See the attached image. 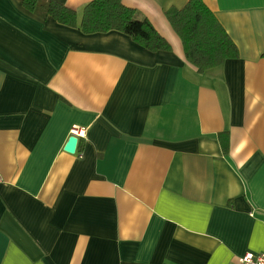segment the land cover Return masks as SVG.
<instances>
[{"label":"crops","instance_id":"1","mask_svg":"<svg viewBox=\"0 0 264 264\" xmlns=\"http://www.w3.org/2000/svg\"><path fill=\"white\" fill-rule=\"evenodd\" d=\"M56 1L81 21L94 0ZM189 1L123 0L171 46L153 53L0 0V264L264 254V0H203L239 52L205 73L166 17Z\"/></svg>","mask_w":264,"mask_h":264},{"label":"trees","instance_id":"2","mask_svg":"<svg viewBox=\"0 0 264 264\" xmlns=\"http://www.w3.org/2000/svg\"><path fill=\"white\" fill-rule=\"evenodd\" d=\"M22 5L43 20L52 18L86 35L117 31L150 52L171 50L154 26L146 19H139L123 0H94L84 8L81 21L75 10L56 0H22ZM166 17L182 41L186 60L198 72L205 73L239 57L236 45L203 0H190L182 9L169 10ZM219 141L227 154L228 135L221 134Z\"/></svg>","mask_w":264,"mask_h":264},{"label":"built area","instance_id":"3","mask_svg":"<svg viewBox=\"0 0 264 264\" xmlns=\"http://www.w3.org/2000/svg\"><path fill=\"white\" fill-rule=\"evenodd\" d=\"M72 135L79 138L84 136V131L74 128L72 130ZM2 181V178L0 177V182ZM240 264H264V254H246L244 257H242L239 260Z\"/></svg>","mask_w":264,"mask_h":264},{"label":"water","instance_id":"4","mask_svg":"<svg viewBox=\"0 0 264 264\" xmlns=\"http://www.w3.org/2000/svg\"><path fill=\"white\" fill-rule=\"evenodd\" d=\"M77 147H78V138L73 136L68 140L65 146V151L70 154H75L77 151Z\"/></svg>","mask_w":264,"mask_h":264}]
</instances>
